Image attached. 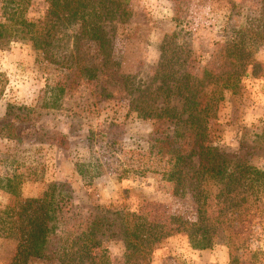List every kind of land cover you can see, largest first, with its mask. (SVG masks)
<instances>
[{"label":"rangeland","instance_id":"374dc122","mask_svg":"<svg viewBox=\"0 0 264 264\" xmlns=\"http://www.w3.org/2000/svg\"><path fill=\"white\" fill-rule=\"evenodd\" d=\"M49 3L30 0L26 16L45 17ZM262 4L263 0H130L129 21L110 27L116 77L102 69L94 72L101 63L96 47L88 41L76 44L72 28L62 31L48 51L21 40L0 42V117L10 104L25 105L36 109L39 122L37 129L19 138L0 128V176L21 179L20 198L42 196L52 184L66 183L64 195L70 196V204L64 219L56 222L64 247L73 245L103 204L142 213L170 227L175 216H196L191 191L176 192L166 175L171 169L168 157L150 147L158 125L127 114L129 87L136 84L144 89L152 83L163 42H169V53L175 43L181 45L188 60L185 69L195 74L227 68L235 58L229 54L231 46L249 47L255 70L250 71V66L240 89L227 91L219 101L210 122L211 140L228 150L237 149L241 141L259 140L264 128V37L255 39L254 30L261 24L256 20ZM57 83L66 91L55 106L52 88ZM208 190L215 204L216 187ZM14 201L0 188V215ZM259 205L263 218L254 221L249 250H262L258 264H264V193ZM2 226L0 222V264H10L18 242L3 235ZM103 248L112 264H125L122 240L103 239L97 250ZM249 256L248 252L245 257ZM152 261L229 264L230 254L225 245L194 248L187 235L178 232L156 246Z\"/></svg>","mask_w":264,"mask_h":264},{"label":"trees","instance_id":"16d2710c","mask_svg":"<svg viewBox=\"0 0 264 264\" xmlns=\"http://www.w3.org/2000/svg\"><path fill=\"white\" fill-rule=\"evenodd\" d=\"M29 6L30 0H0V42L21 40L48 51L62 31L72 28L76 44L94 43L96 57L101 60L94 72L102 69L116 77L110 27L129 21L130 0H50L42 18L26 16ZM256 21L261 23L254 30L258 40L264 37V0ZM243 44L231 46L229 54L235 58L227 68L195 74L185 69L188 60L182 56L183 47L175 43L169 53V42H163L152 83L144 89L131 84L130 97L125 100L127 114L158 125L150 136V147L159 156L168 157L171 169L166 175L176 192L186 195L191 191L197 203L195 218L175 216L170 227L142 213L103 204L67 248L56 231V222L64 219V209L70 204V196L66 199L64 195L66 183L52 184L42 196L20 198L21 179L0 176V188L15 197L0 215L1 232L18 242L10 264H37L31 259L47 264H112L105 248L97 250L103 239L122 240L125 264H155L152 255L156 246L178 232L187 235L194 248L227 246L229 264H258L262 250H249V240L255 219L263 218L259 202L264 193V128L259 140L241 141L237 149L228 150L211 140L210 126L226 92L238 91L250 66V71L255 70L250 61L252 51L247 52L249 47ZM65 91L61 83L53 86L52 105L57 106ZM101 95L109 98L110 94ZM38 127L36 109L30 106L10 104L0 117L1 130L13 138ZM259 161L263 164L257 166ZM211 186L216 187L215 204L210 202Z\"/></svg>","mask_w":264,"mask_h":264}]
</instances>
